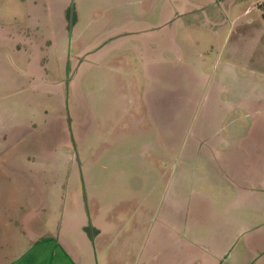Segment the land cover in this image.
Segmentation results:
<instances>
[{
  "label": "rangeland",
  "instance_id": "374dc122",
  "mask_svg": "<svg viewBox=\"0 0 264 264\" xmlns=\"http://www.w3.org/2000/svg\"><path fill=\"white\" fill-rule=\"evenodd\" d=\"M189 2L170 0L171 20L161 22L164 0H0V149L8 143L14 150L0 162V226L8 233L68 227L61 230L73 238L74 221L67 218L72 213L88 216L89 231L99 214V222L120 229L124 238L132 235L128 199L152 197L148 207L154 211L163 190L140 187L152 175L143 161L166 173L171 169L187 198L184 242L172 243L180 254L167 249L150 264L174 257L166 264H178L177 256L181 264H264V166L232 171L235 179H226L206 156L212 150L220 164L221 152L214 151L226 143L264 151V136L249 140V124L241 120L210 123L213 104H206L202 117L189 101L195 85L213 83L216 65L236 67L250 52L257 56L264 49L242 35L235 39L243 19L229 39L227 26L212 33V23L189 22ZM232 6L238 9L239 1ZM154 39L170 44L162 50ZM184 95L188 99H180ZM180 101H186L187 113L179 115L184 123L176 131L187 148L201 147L192 159L155 152L164 132L156 116ZM145 147L148 157L142 156ZM182 163L191 167L180 178L172 168ZM158 214L150 229H158ZM144 241L159 244L146 227L132 243ZM24 243L13 241L16 247ZM98 250L93 263L108 264ZM135 255L120 251L109 264H134ZM143 256L135 264H147Z\"/></svg>",
  "mask_w": 264,
  "mask_h": 264
},
{
  "label": "crops",
  "instance_id": "0c3cea01",
  "mask_svg": "<svg viewBox=\"0 0 264 264\" xmlns=\"http://www.w3.org/2000/svg\"><path fill=\"white\" fill-rule=\"evenodd\" d=\"M190 5L194 6L190 14L191 21L194 24H201L203 22L212 23V33H217L219 27L227 26L228 39L234 33L236 23L243 19L241 23L243 29L241 33L235 34V39H250L252 44L259 45L261 43L264 49V0H190ZM235 1H239L240 7L238 9L232 8ZM37 5L38 1L35 2ZM165 12L161 16V22H170V0H164ZM233 10L236 14H233ZM188 12V11H187ZM260 13V14H259ZM209 20L204 21V19ZM186 22V19L183 20ZM188 22V23H189ZM187 24V23H186ZM214 26V27H213ZM158 41L161 44L162 50L170 44V39H154L153 42ZM254 41V43L252 42ZM155 43L148 49L149 52H155ZM244 51L243 53H245ZM251 52L243 59L242 65L236 64V67H224L219 69L216 65V70L213 73V83L210 85H195L194 100L189 99L193 103L195 111L202 117L206 115L207 103L212 105L213 115H209L207 121L210 123H223L229 121L248 123L247 136L249 140L253 135L259 133L264 136V50H260L257 56H253ZM239 68V69H237ZM211 95V96H209ZM180 99H188L186 95L180 96ZM187 101V100H186ZM180 101V105L173 109H162L160 115L156 116L159 123L164 125V132L161 131L160 137L156 138L159 149L155 151L164 157L176 156L179 152L181 157H192L197 155L201 149L196 144L186 147L185 139L181 135L180 130L176 131L175 125L184 123L179 115L186 116V107ZM204 110V112H203ZM240 112V113H237ZM179 116V117H178ZM208 117V116H207ZM231 118L229 121L228 119ZM248 118V120H245ZM172 129L174 132H172ZM215 136L211 133L209 136ZM148 148L145 147L142 156L148 157ZM216 154L220 153L223 157L219 164L213 151H206V156L209 157V162L216 171L224 172V176L229 179L232 177V171L244 173L257 166H264V151L260 149L236 150L229 143L225 144L223 151H214ZM144 167L151 169V178L148 181H143L140 187L152 186L162 190L158 201L157 208L153 211L154 206L149 209L148 205L155 201L152 197L131 198L128 202L132 204L133 215V234L124 238V234L120 229L112 228L111 225L103 220L99 222V214H96L94 227L87 230L85 227L88 222V216H75L68 214L69 221H74V226L70 228L73 233V238L66 235L62 231L68 229L61 228L56 231H45L41 229L26 228L21 233L15 231L10 232L5 230L4 226H0V264H94L91 255L95 254L98 248L102 254L100 258L103 262L108 264L111 260H116V254L120 251L136 252L134 257V264L138 263L137 259L139 253H146L143 256L147 259L146 263L150 264L158 260L159 256L165 253L167 249H174L180 254L178 246H172V243L179 244L184 242L182 239L181 227L185 222L183 214L186 205V196L182 197L181 190L184 186L179 181L178 177L171 175V169L166 173L163 169L156 165L152 167L150 163L141 161ZM164 166V165H163ZM165 167V166H164ZM185 167H191L190 163H182L179 167L172 168L173 173H177L180 178L181 174L185 173ZM179 168V172L176 169ZM236 176V175H235ZM236 177L243 179V175L238 174ZM178 179V183L176 182ZM239 179V180H240ZM176 180V181H175ZM170 189H179L178 192ZM184 200V201H182ZM161 213V220L159 221L158 229H150V222L154 223ZM100 217L105 218L103 215ZM211 221L215 218L211 216ZM219 219V218H217ZM64 220V219H63ZM222 221V219H220ZM68 221V222H69ZM172 221L174 223L172 224ZM228 228V225H226ZM149 229V238L159 239V244L155 247L151 242L144 241L142 245H135L132 243L133 236L135 237L137 231ZM233 229V226L231 227ZM90 232V234L88 233ZM23 234V237H22ZM25 240L23 246L16 247L13 241ZM83 247L80 251L79 247ZM199 250V248H198ZM94 253H93V252ZM175 258V257H174ZM173 258V259H174ZM178 264H181V256H177ZM168 260L166 263H171L174 260ZM142 261L141 264H143ZM165 263V264H166Z\"/></svg>",
  "mask_w": 264,
  "mask_h": 264
},
{
  "label": "flooded vegetation",
  "instance_id": "af4514ba",
  "mask_svg": "<svg viewBox=\"0 0 264 264\" xmlns=\"http://www.w3.org/2000/svg\"><path fill=\"white\" fill-rule=\"evenodd\" d=\"M13 147H11L10 144L7 143V145H5L3 148L0 149V162L1 164L7 160L3 159L5 157H1V155L6 154L7 156H10L13 152ZM3 159V160H2Z\"/></svg>",
  "mask_w": 264,
  "mask_h": 264
}]
</instances>
